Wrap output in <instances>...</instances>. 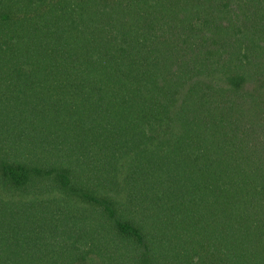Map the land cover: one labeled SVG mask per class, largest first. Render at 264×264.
<instances>
[{
    "label": "trees",
    "instance_id": "16d2710c",
    "mask_svg": "<svg viewBox=\"0 0 264 264\" xmlns=\"http://www.w3.org/2000/svg\"><path fill=\"white\" fill-rule=\"evenodd\" d=\"M0 264H264V0H0Z\"/></svg>",
    "mask_w": 264,
    "mask_h": 264
}]
</instances>
